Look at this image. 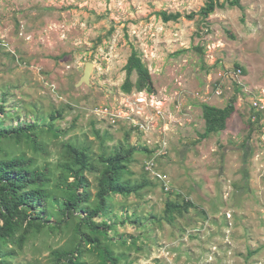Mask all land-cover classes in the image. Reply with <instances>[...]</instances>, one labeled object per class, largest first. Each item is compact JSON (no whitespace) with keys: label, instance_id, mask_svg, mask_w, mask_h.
<instances>
[{"label":"rangeland","instance_id":"374dc122","mask_svg":"<svg viewBox=\"0 0 264 264\" xmlns=\"http://www.w3.org/2000/svg\"><path fill=\"white\" fill-rule=\"evenodd\" d=\"M206 1L0 0V121L36 124L45 149L1 140L0 159L23 155L46 171L51 223L17 230L1 245L6 264H67L75 253L80 215L58 213L72 181L69 144L90 157L85 206L96 205L103 160L117 152L128 156L121 179L141 185L109 193L95 219L111 226L102 241L117 264H264V114L254 119L251 107L264 93V0H240L243 9L217 0L203 18ZM132 50L152 93L120 89ZM88 62L89 83H79ZM228 102L225 128L202 138L200 105ZM168 201L190 204L168 222Z\"/></svg>","mask_w":264,"mask_h":264},{"label":"trees","instance_id":"16d2710c","mask_svg":"<svg viewBox=\"0 0 264 264\" xmlns=\"http://www.w3.org/2000/svg\"><path fill=\"white\" fill-rule=\"evenodd\" d=\"M227 4L243 9L240 0H227ZM223 5L224 2L207 0L197 13L206 18L216 7ZM193 14L188 16L191 17ZM160 15L163 21L175 20L180 16L178 12H161ZM235 68L244 72V69L239 65H235ZM124 70L125 78L120 86L122 92L129 93L132 88L136 91L145 90L149 93L154 91L149 71L134 50L128 56ZM132 72L136 73L134 82L130 80ZM200 107L204 122L202 138L210 133L223 130L226 119L234 111L232 102H228L223 107L202 103ZM1 111H3L2 107H0ZM253 115L257 119L259 114L254 113ZM35 129L36 124L34 123L23 122L14 126H4L0 121V141L6 140L14 143L25 141L35 151L45 152ZM66 148L72 161L64 164V167L68 171V175L72 177V181L66 185L67 195L63 201V207L58 213L64 216V222L73 213L80 215L79 224L75 227L79 242L75 247V253L67 252V264H86L81 260V246L88 247L89 251L97 255L98 262L96 264H117L119 257L114 254L108 241H102V239H109L107 232L111 226L105 221L96 222L95 219L104 213L105 199L109 193L127 195L141 185L132 186L129 181L121 179L125 170L122 162L127 161L128 156H122L121 152H117L103 160L104 168L97 179L96 196L98 201L96 205L94 207L85 206L84 203L88 201L90 194L85 189L88 181L83 173L85 170L91 169L90 157L83 148L79 149L70 144L66 145ZM48 183L49 177L46 171L33 166L31 158L19 155L0 159V264H6L5 258L12 254L11 251L4 250L1 245L15 241L16 231L24 224L25 229L32 228L35 231H40L42 227L51 225L44 212L45 202L49 196L46 189ZM189 204L187 201L184 204L168 201L165 203L163 217L166 221L171 222L174 216L180 215Z\"/></svg>","mask_w":264,"mask_h":264},{"label":"built area","instance_id":"2783aa9c","mask_svg":"<svg viewBox=\"0 0 264 264\" xmlns=\"http://www.w3.org/2000/svg\"><path fill=\"white\" fill-rule=\"evenodd\" d=\"M235 73H240V70L237 69ZM251 107L254 113L264 114V93H262V96L252 100ZM253 118L255 119L254 115H253ZM154 175L157 178H159V180H161L164 183V185H167L166 181L164 180V176L158 173L157 174L154 173Z\"/></svg>","mask_w":264,"mask_h":264},{"label":"water","instance_id":"95a60500","mask_svg":"<svg viewBox=\"0 0 264 264\" xmlns=\"http://www.w3.org/2000/svg\"><path fill=\"white\" fill-rule=\"evenodd\" d=\"M92 63L88 62L85 63L84 69H83V74L80 77L79 83L84 82L86 84L89 83V74L91 70Z\"/></svg>","mask_w":264,"mask_h":264}]
</instances>
